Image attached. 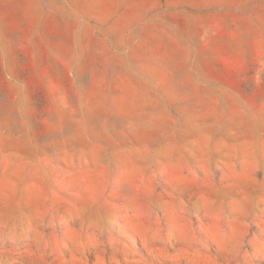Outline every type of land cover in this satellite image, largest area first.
<instances>
[{
	"label": "rangeland",
	"instance_id": "1",
	"mask_svg": "<svg viewBox=\"0 0 264 264\" xmlns=\"http://www.w3.org/2000/svg\"><path fill=\"white\" fill-rule=\"evenodd\" d=\"M0 264H264V0H0Z\"/></svg>",
	"mask_w": 264,
	"mask_h": 264
}]
</instances>
